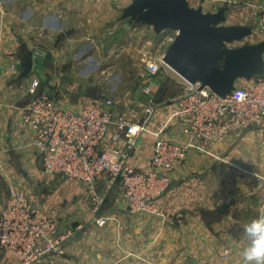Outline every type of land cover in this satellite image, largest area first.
Masks as SVG:
<instances>
[{"label":"crops","instance_id":"crops-1","mask_svg":"<svg viewBox=\"0 0 264 264\" xmlns=\"http://www.w3.org/2000/svg\"><path fill=\"white\" fill-rule=\"evenodd\" d=\"M53 1L52 7L57 4L58 10L44 9L36 0H0V211L2 203L6 204L10 186L27 188L30 182L28 188L34 192V197L30 198L57 216L61 234H69L64 255L49 256L44 264H93L97 260H101V264H145L146 261L147 264H241L240 252L248 243L243 226L258 216L262 189L256 179L257 183L247 188L228 190L230 195L224 193L223 196L228 197L220 201L222 192L211 190L204 182L210 176L204 173L207 163H216L212 157L201 155L204 149H191L186 159L169 172L173 185L160 200L167 215L165 218L131 213L121 188L114 186L100 214L107 217V222L98 226L92 217L91 205L82 199L81 185L60 176H43L42 159L32 143L33 134L23 125L24 109L31 101L32 81H40V94L55 98L61 106L74 110L90 103L101 105L111 98L106 92L112 94L117 90L108 88L111 72L104 75L108 71L103 69L101 57L93 46L94 39L78 31L79 26L70 28L69 6L67 3L60 6V0H55V4ZM189 2L191 4V0ZM253 3V0H205L199 7L207 12L226 7L227 21H242L247 17V22L234 24L254 26L255 34L257 14ZM125 24L121 22V27L130 35L132 31L126 29ZM118 25L119 22L115 30ZM137 27L132 25L136 31ZM75 30V37L69 38ZM65 41L67 50L59 47ZM37 48L40 51L48 49L49 55L39 56ZM31 52L33 68L24 75V64ZM168 75L182 85L179 76ZM246 79H240L239 83H247ZM158 81H151L156 94L161 88ZM167 93H171L168 88L165 95ZM121 107L115 111L125 115L122 114L125 108ZM114 133L112 127L106 142L108 147L118 145L113 140ZM246 133L242 144L253 139L247 143L252 148L248 154L250 158H246L251 162L248 168L264 177V123ZM254 135H260L257 143ZM168 136L184 140L180 126L173 128ZM153 147L152 136H141L131 153L130 164L140 170H150ZM1 178L7 182L5 191ZM178 181L181 184L174 186ZM106 182V177L102 176L99 180L101 190ZM223 204L227 209L218 213L217 208ZM0 264H20V260L3 251Z\"/></svg>","mask_w":264,"mask_h":264},{"label":"built area","instance_id":"built-area-1","mask_svg":"<svg viewBox=\"0 0 264 264\" xmlns=\"http://www.w3.org/2000/svg\"><path fill=\"white\" fill-rule=\"evenodd\" d=\"M253 9L257 14L256 28L264 32V3L253 5ZM157 36L167 50L177 32L165 30ZM163 57L147 62L150 77L168 67ZM246 80L243 84L238 81L231 93L221 97L209 86L182 79V93L161 107L154 88L143 87L147 100L144 119L135 122L118 115L117 103L111 98L101 105L86 104L80 110L63 107L57 99L40 94L41 83L34 79L29 87L31 101L24 109L23 125L33 134L32 143L41 156L46 175L63 176L87 188L91 214L98 226L107 222V217L100 214L114 186L121 188L131 213L165 218L160 200L173 185L169 172L186 159L191 149L202 150L233 132L263 125L264 75ZM176 126L181 127L183 141L168 136ZM112 127L113 140L118 145L108 147ZM144 134L154 138L150 170L137 169L129 162ZM102 176L107 179L104 190L99 188ZM257 179L262 189L259 205L264 208V177ZM68 236L60 233L55 214L35 204L22 189L10 186L0 214V247L4 252L18 258L20 264H44L49 256L64 255Z\"/></svg>","mask_w":264,"mask_h":264},{"label":"rangeland","instance_id":"rangeland-1","mask_svg":"<svg viewBox=\"0 0 264 264\" xmlns=\"http://www.w3.org/2000/svg\"><path fill=\"white\" fill-rule=\"evenodd\" d=\"M263 1L264 0H253V5L258 6L262 4ZM36 2L42 5V8L44 9L51 8V10H58V8H56L57 4L52 7V0H36ZM53 2L54 4L57 3L55 0ZM131 2L132 0H64V2L60 0L58 3H60V6L63 3H67L69 6L70 11H68L69 14L67 15L71 21L70 28H76L79 26V28H77L78 31L85 33L94 39L93 46L96 48L97 54L101 57L103 69H107L108 71L105 72L104 75L107 76L106 74L111 72V80L107 82L108 88H117L115 93L110 94V92H106L107 96H110L111 98L117 96V98H114L117 102L116 110L118 106H122L121 108H125V112L122 113L125 115L122 116H127L135 122H139L144 119V109L147 102L142 90L143 87L151 85L152 80L158 79V86H166L169 90H171V93H167L163 100L158 102V104L162 106L174 98L175 93L182 91V85L173 81L169 77L168 73H176L171 72L172 70L168 69V67L163 68L156 77H150L148 75L146 68L147 62L150 59L155 60L162 57L166 50H164V47L160 44L161 37L157 36L151 27L141 26L135 23L138 25L137 29L139 31L132 28V30H130L132 31L130 35H128L124 28L121 27V22L127 23V20L120 21V17L123 14L124 8L129 6ZM203 4H205V0H191V6L193 7L198 8L199 5ZM62 7L66 8V6ZM251 8L252 6H250V9ZM81 14L85 17L80 16ZM246 20L247 17L242 21L229 19L225 25H237L234 23L247 22ZM118 22L119 27L116 29L118 31H116L115 24ZM81 23H83L84 26H82ZM75 35L76 30L69 36V38H73ZM262 41H264V32H261L257 28L253 36L242 42L230 44L229 47L234 48L243 46L244 44H258ZM59 47L67 50L68 46L66 45V41L61 42ZM113 47H115L114 50L112 49ZM36 51H40V48H37ZM71 52L72 51L70 50V53ZM93 52L95 53V51ZM38 55L42 57L49 55L48 49L42 48L40 54ZM108 67H110L109 70ZM176 76L178 75L176 74ZM91 98H93V96H91ZM246 131L247 130L233 132L225 139L213 142L206 149H204V151H202L201 155L209 158L212 157L216 160L215 164H213V162H208L206 165L207 167L204 168V173L210 175L204 182H206L205 185L210 187L211 190L217 191L219 189L222 192L219 195L220 201L221 199H225L224 197H228V195H230L231 192L228 194V190H233L234 188H247L252 184L257 183L256 179L259 174L257 175L258 172L255 173L254 169L250 170L248 168V164H251V162L246 159L250 158L248 157V154L251 153L252 149L249 148L251 144L247 143L253 141V139H247L245 144H242L243 138L247 135ZM253 138L254 142L257 143L260 135H254ZM43 176L47 177L48 175L44 174ZM246 177L247 179H245ZM1 179L4 184L3 191H5L7 182H4V178ZM40 183H42V178ZM27 185V188L26 186H19V188L25 191L28 196L34 197V192L28 188L30 187V182H28ZM81 189L82 199L88 201L90 204L89 191L83 185H81ZM224 193L228 195L223 196ZM109 194L110 193H108V195ZM108 197L109 196H107L105 204L108 202ZM5 198H7L6 195ZM4 204L5 202L2 203L0 213L4 208ZM2 252L3 251L0 249V255ZM128 262L130 261L128 260ZM101 263V260L93 262V264ZM147 263L148 261L145 262V264Z\"/></svg>","mask_w":264,"mask_h":264},{"label":"water","instance_id":"water-1","mask_svg":"<svg viewBox=\"0 0 264 264\" xmlns=\"http://www.w3.org/2000/svg\"><path fill=\"white\" fill-rule=\"evenodd\" d=\"M126 29L133 24L148 25L156 35L165 30L177 32L176 39L166 50L163 63L189 83L209 86L221 97L227 96L240 79L264 75V41L229 47L251 37V25H225L227 8L217 12L193 7L189 0H132L121 16ZM24 75L33 68L31 52L24 64ZM167 87L161 86L156 100L162 101ZM181 184L175 182L174 186ZM227 205L217 208L224 213Z\"/></svg>","mask_w":264,"mask_h":264},{"label":"clouds","instance_id":"clouds-1","mask_svg":"<svg viewBox=\"0 0 264 264\" xmlns=\"http://www.w3.org/2000/svg\"><path fill=\"white\" fill-rule=\"evenodd\" d=\"M247 245L241 250V264H264V208L243 226Z\"/></svg>","mask_w":264,"mask_h":264},{"label":"trees","instance_id":"trees-1","mask_svg":"<svg viewBox=\"0 0 264 264\" xmlns=\"http://www.w3.org/2000/svg\"><path fill=\"white\" fill-rule=\"evenodd\" d=\"M157 102H160V101H157ZM107 199V198H106ZM103 209V208H102Z\"/></svg>","mask_w":264,"mask_h":264}]
</instances>
